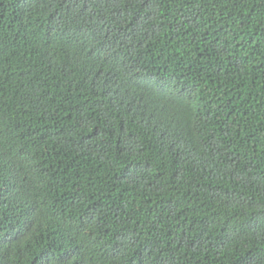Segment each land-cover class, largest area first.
Wrapping results in <instances>:
<instances>
[{
  "label": "trees",
  "instance_id": "1",
  "mask_svg": "<svg viewBox=\"0 0 264 264\" xmlns=\"http://www.w3.org/2000/svg\"><path fill=\"white\" fill-rule=\"evenodd\" d=\"M0 264H264V0H0Z\"/></svg>",
  "mask_w": 264,
  "mask_h": 264
}]
</instances>
